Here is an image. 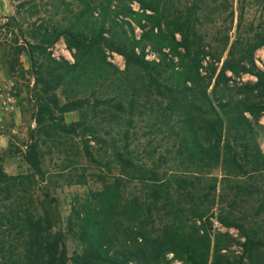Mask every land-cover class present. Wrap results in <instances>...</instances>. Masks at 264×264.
Segmentation results:
<instances>
[{
	"label": "trees",
	"instance_id": "trees-1",
	"mask_svg": "<svg viewBox=\"0 0 264 264\" xmlns=\"http://www.w3.org/2000/svg\"><path fill=\"white\" fill-rule=\"evenodd\" d=\"M40 1L45 11L48 5L53 9L49 21H34L29 30H24L15 16H7V22L0 24V29L11 27L16 43L13 54L7 57H11L10 70L20 66L17 56L24 52L34 73L29 95L36 108V126L28 132L26 157L35 172L43 176L42 145L51 142L58 153L86 158L109 172L112 162L118 172L110 173L111 180L102 172L97 174L102 189L91 193L81 209L74 211L68 229L79 241L80 251L68 255L64 234L52 230L57 216L51 212L50 199L40 204L41 212H31L25 205L11 212L9 222L18 227L20 249L13 248L7 255L0 246V264H166L168 253L184 264H231L218 256L209 261V237L189 235L175 220L162 221L155 234L147 228L154 223V213L159 212L157 203L162 201L164 207L171 194L167 200L161 194L154 150L142 157L131 148L139 139L134 124L137 117L152 112L156 103L163 113L166 102L173 111L161 115L163 122L168 124L174 112L180 113L178 124L169 125V129L175 132L182 152L193 160L198 157L200 169L205 163L209 169L221 162L241 174L263 171L264 150L245 112L255 116L264 112L261 103L255 112L248 96L264 89V64L258 66L253 58L264 45V34H257L248 46L246 62L227 59L217 75V82L228 79L227 70L253 75L255 81L240 86L245 99L228 94L214 105L205 90L198 95L207 51L195 32L190 9L168 14V0ZM40 11L34 4L27 16L32 18ZM55 16L58 18L54 20ZM61 37L68 48L74 49L73 62L56 58L48 50ZM148 47L159 55L158 60L147 58ZM107 51L123 57L124 69L108 58ZM70 112H77L78 117L66 122L65 114ZM104 155L110 159L103 162ZM12 178L0 170V202L2 184ZM73 182L83 181L79 178ZM132 183L139 188L129 196L127 190ZM176 183L182 188L188 182L181 177ZM123 232L127 237L117 244ZM260 245L264 240L249 235L242 243L249 255ZM232 264H243L242 257Z\"/></svg>",
	"mask_w": 264,
	"mask_h": 264
},
{
	"label": "rangeland",
	"instance_id": "rangeland-1",
	"mask_svg": "<svg viewBox=\"0 0 264 264\" xmlns=\"http://www.w3.org/2000/svg\"><path fill=\"white\" fill-rule=\"evenodd\" d=\"M22 1L0 0V24L7 22V16H15L22 28L29 30V24L34 21L38 23L41 18L50 20L49 15L53 14L52 7L48 5V11H45L42 1L27 0L24 6L17 8ZM34 4H37L41 11L31 18L27 13ZM133 6L138 9L136 2H133ZM188 9L195 32L207 51L203 67L200 69L203 78L198 89L201 93L198 95L201 96L202 90H205L214 105L220 97L225 98L228 94L234 99H245L246 93L240 86L245 82L255 81L253 75L234 74L227 70L225 74L228 79L225 82L222 79L217 82V75L227 59L242 64L246 62L248 46L255 41L257 34H264V0H168L166 12L187 13ZM57 18L58 16H55L54 20ZM10 29V26L0 29V79L14 77L19 85L18 92L26 95H24L26 102L17 112V120L13 125H7L0 137V170L14 176L2 184L0 246L7 255L13 248L20 249L18 227L15 222H9L13 210L25 205L31 212H41L40 204H46L51 199L53 200L51 212L57 216L52 230L64 234L67 253L71 255L81 248L79 241L68 229L74 211L81 209L91 193L102 189L103 183L97 179V174L102 172L108 176L107 180H111L109 175L116 174L118 168L111 162L109 172L106 167H97L86 158L71 157L65 152L58 153L56 147L47 142L42 145L44 174L41 176L35 172L25 154L29 129L36 126L34 121L36 108L29 95L33 87L34 73L24 52L17 56L20 66L15 65V69L10 70L8 62L11 57L8 60L7 57L13 54L16 44ZM137 32L140 30L137 29ZM19 43L22 41L19 40ZM48 50L54 57L61 56L70 62L74 61V49L67 47L63 37L49 46ZM147 50L149 59L158 60L159 55L156 52L151 51L149 47ZM107 53L114 64L121 70L124 69V59L120 54L111 51ZM253 58L258 66L264 64V45L254 52ZM248 96L254 103L256 112V106L264 104V89L262 92L254 90ZM61 98L63 99V96ZM203 100L206 98L199 99V102ZM20 102H23V99ZM163 105L167 116L173 108L168 109L169 105L166 102ZM159 107L156 103L152 112L137 117L134 131L139 139L131 146L135 154L142 157L146 156L148 150H154V163L159 165L162 181L161 194L165 198L171 194L170 201H166L164 207L162 201L157 203L159 212L154 213V223L148 224L147 228L155 234L162 221L175 220L186 228L189 235L197 238L204 235L209 237V261L218 256L232 264L242 257L243 264H264V245L256 247L250 255L242 246L246 235L264 240V170L246 175L237 173L221 162L209 169L205 163L203 165L205 168L200 169L198 157L193 160V157L182 152V148L177 144L175 132L169 129V125L178 124L177 118L180 117V113L174 112L166 124L161 116L165 111L161 113ZM245 114L253 121L257 141L264 150V112L255 116L247 110ZM77 117V112L66 113L65 121L70 122ZM67 140L69 141V138ZM67 145L68 143L63 145V148ZM108 159H110L108 155L102 156L103 162ZM64 164L69 165L65 168ZM70 175L73 176L71 181L68 180ZM181 177L188 182L182 188L176 183V179ZM79 178L83 182H73ZM138 188V185L132 183L127 194L131 196ZM227 222L231 225H227ZM125 224H128L126 220ZM130 225L134 227V223ZM126 237V232L119 234L117 244ZM140 240L138 237V241ZM130 243H133L132 240ZM166 264L184 263L173 258L172 253H168Z\"/></svg>",
	"mask_w": 264,
	"mask_h": 264
},
{
	"label": "built area",
	"instance_id": "built-area-1",
	"mask_svg": "<svg viewBox=\"0 0 264 264\" xmlns=\"http://www.w3.org/2000/svg\"><path fill=\"white\" fill-rule=\"evenodd\" d=\"M55 57L60 58L61 56ZM18 87V82L14 77L0 79V137L3 135L8 119L20 108L17 100Z\"/></svg>",
	"mask_w": 264,
	"mask_h": 264
},
{
	"label": "crops",
	"instance_id": "crops-1",
	"mask_svg": "<svg viewBox=\"0 0 264 264\" xmlns=\"http://www.w3.org/2000/svg\"><path fill=\"white\" fill-rule=\"evenodd\" d=\"M24 95H25V93H17V100H18V102H19V105H20V108H19V110L18 111H20V109H21V106H24V104H25V102H26V99L24 98ZM26 96V95H25ZM23 99V102H20V100H22ZM17 111V112H18ZM17 112H15L9 119H8V121H7V125H9L10 124V126L11 125H13L14 124V121H16L17 120Z\"/></svg>",
	"mask_w": 264,
	"mask_h": 264
}]
</instances>
